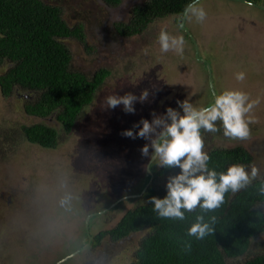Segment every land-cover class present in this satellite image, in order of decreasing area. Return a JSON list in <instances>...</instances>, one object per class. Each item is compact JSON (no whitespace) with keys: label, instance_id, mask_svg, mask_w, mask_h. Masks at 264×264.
Listing matches in <instances>:
<instances>
[{"label":"rangeland","instance_id":"374dc122","mask_svg":"<svg viewBox=\"0 0 264 264\" xmlns=\"http://www.w3.org/2000/svg\"><path fill=\"white\" fill-rule=\"evenodd\" d=\"M48 1L58 4L72 24L84 26L87 47L74 39L63 40L72 55L71 69L88 76L107 69L110 75L70 134L63 133L53 116L41 120L25 113L23 103L33 98L31 94L0 93V264L133 263L147 231L120 241L105 237L96 243L95 237L143 204L144 188L167 191L168 179L180 169L155 179L153 175L147 183L152 174L147 165L159 170V158L151 148L148 156L142 155L150 141L122 133L129 129L135 133L134 125L142 119L151 121L153 114L162 115L168 107L178 109V101L187 99L202 108L224 91L246 93L253 103L246 114L249 137H226L217 121L218 132L201 130L204 150L241 147L252 156L247 167H257L263 176L264 0L251 5L245 0H200L207 12L203 22L170 15L130 38L117 35L113 25L126 23L132 8L147 0H123L116 8L100 0ZM181 21L189 37L180 29ZM162 30L184 38L183 54L161 51ZM7 65H0V74ZM238 73L244 74L243 80L236 78ZM144 90L148 99L135 103L134 114L126 113L122 105L106 106L109 95L139 97ZM36 124L57 129L55 149L26 141L22 128ZM259 208L264 212V205ZM251 246L249 253L227 264H244L264 254V233Z\"/></svg>","mask_w":264,"mask_h":264},{"label":"trees","instance_id":"16d2710c","mask_svg":"<svg viewBox=\"0 0 264 264\" xmlns=\"http://www.w3.org/2000/svg\"><path fill=\"white\" fill-rule=\"evenodd\" d=\"M100 1L116 8L123 0ZM245 1L258 4L262 0ZM189 3L190 0H147L132 8L126 23L115 22L113 30L122 38L138 36L156 19L182 15ZM65 39L77 40L87 47L82 23L72 24L65 19L58 4L48 0H0V65L8 64L0 74L1 95L9 97L18 90L31 94L33 98L23 103L25 113L41 120L53 116L63 133L70 134L110 72L99 69L88 76L72 70V55ZM22 131L29 144L46 150L57 147L59 134L53 127L36 124ZM208 154L209 167L218 172L232 164L247 166L252 162V156L241 147L215 148ZM175 168L178 167L161 165L153 171L151 165L152 174L146 182H152L153 175L155 179ZM261 183V178L256 179L238 192L226 193L223 204L215 210L197 206L185 212L183 220L164 218L153 210L150 198H163L167 191L156 192L150 185L140 193L144 203L126 211L112 229L99 233L96 243L105 237L120 241L145 230L131 264H227V260L249 253L253 239L264 233V212L259 208L264 205ZM198 215H203L213 228L203 240L187 236V229ZM187 240L191 241L190 250L184 249ZM244 264H264V254L254 255Z\"/></svg>","mask_w":264,"mask_h":264},{"label":"clouds","instance_id":"9594fccd","mask_svg":"<svg viewBox=\"0 0 264 264\" xmlns=\"http://www.w3.org/2000/svg\"><path fill=\"white\" fill-rule=\"evenodd\" d=\"M206 17L207 12L200 6V0H190L184 10L183 19L203 22ZM184 32L188 34L186 30ZM158 41L162 52L174 51L178 55L183 54L182 36H171L162 30ZM236 78L243 80L244 74L238 73ZM148 96V90H144L139 97L132 93L123 96L109 95L105 103L112 109L122 105L126 113L134 114L135 103L146 101ZM177 103L178 109L168 107L162 115L153 114L151 121L142 119L139 125H134L138 127L135 133L131 129L122 133L129 138L139 137L150 141V144L142 147V155L148 156L151 148L162 166L180 169L179 174L168 179L166 196L150 198L153 210L161 217L178 220H183L185 212L192 211L197 206L212 211L223 204L226 193L238 192L258 177L262 181L259 191L264 194V177H261L257 167L251 166L249 169L243 164H232L226 171L218 172L209 167L211 158L204 150L201 130L218 132L220 128L217 121L222 122L224 136L241 140L249 137L246 114L253 107V103L249 102L248 95L242 91H224L215 96L214 103L202 108L194 107L187 99ZM212 231L213 228L205 221L204 216L198 215L187 229V236L203 240ZM184 249H191L190 240L184 242Z\"/></svg>","mask_w":264,"mask_h":264},{"label":"water","instance_id":"95a60500","mask_svg":"<svg viewBox=\"0 0 264 264\" xmlns=\"http://www.w3.org/2000/svg\"><path fill=\"white\" fill-rule=\"evenodd\" d=\"M180 28H181L182 30L185 31V29H184V27H183L182 25L180 26ZM200 61H201V62H204V61H202V60H200ZM210 92H211V95H212V96L215 95L214 92H213V90H212V88L210 89ZM149 166H150V165H147V170H149Z\"/></svg>","mask_w":264,"mask_h":264},{"label":"flooded vegetation","instance_id":"af4514ba","mask_svg":"<svg viewBox=\"0 0 264 264\" xmlns=\"http://www.w3.org/2000/svg\"><path fill=\"white\" fill-rule=\"evenodd\" d=\"M186 35H187V37H189L187 33H186ZM101 213H102V212H101ZM86 236H87V235H86ZM87 237L89 238V236H87Z\"/></svg>","mask_w":264,"mask_h":264}]
</instances>
